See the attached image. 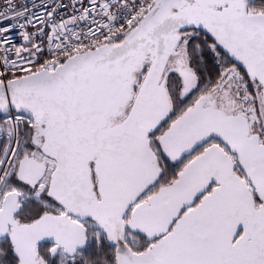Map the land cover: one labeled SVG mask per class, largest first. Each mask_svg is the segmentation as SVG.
Masks as SVG:
<instances>
[{
	"label": "snow or ice",
	"instance_id": "1",
	"mask_svg": "<svg viewBox=\"0 0 264 264\" xmlns=\"http://www.w3.org/2000/svg\"><path fill=\"white\" fill-rule=\"evenodd\" d=\"M0 264H264V0H0Z\"/></svg>",
	"mask_w": 264,
	"mask_h": 264
}]
</instances>
